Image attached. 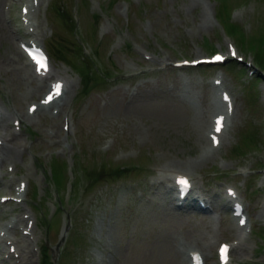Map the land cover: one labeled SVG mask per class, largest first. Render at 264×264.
Masks as SVG:
<instances>
[{"label": "rangeland", "instance_id": "374dc122", "mask_svg": "<svg viewBox=\"0 0 264 264\" xmlns=\"http://www.w3.org/2000/svg\"><path fill=\"white\" fill-rule=\"evenodd\" d=\"M228 2L234 6L239 0ZM3 3L8 5V0L0 3L2 20ZM67 6L69 15L76 19L86 61L95 60L108 80L105 84L97 79L82 80L72 65L53 52L55 71L74 79L65 96V108L75 117L71 148L60 151L59 139L50 138L48 133L51 123L62 125L63 116L55 119L46 112L25 123L19 141H25L28 148L15 162L19 171L29 173V199L22 208L34 207V233L40 243L49 245L60 264H185V252L177 244L203 241L213 233L223 239L237 238V221L232 217L231 203L225 202L226 188L233 183L252 214L254 230L241 243L242 252L234 251L232 264H264V66H255L259 64L255 59L257 45L248 50L239 36L233 37L239 53L254 63L242 61L232 66L227 62L223 66L226 85L237 105L233 125L225 130L223 147L206 160L198 155L202 150L199 125L209 118L218 68L164 66L146 60L138 50L149 47L172 62L182 56L208 55V36L213 34L216 48L227 51L228 38L220 23L207 30L198 26L202 16L199 0H67ZM216 6L220 9L218 3ZM240 9L241 14L234 19L243 25L245 34H254L263 22L264 0H252ZM46 15L39 36L47 48L53 49L55 43L76 51L72 31L50 7ZM9 17L13 23H21L19 8L12 7ZM4 21V26L0 25V99L8 108L26 109L32 99L29 90L37 83L21 66L22 56L14 63L5 59L10 41L15 42L10 25ZM238 65L246 68L241 77ZM255 76L261 77L256 89ZM250 133L258 135L256 149L243 155L242 148L247 151L250 146ZM32 152L43 157L37 160ZM186 159L196 165L188 172L194 176L197 189L222 212V221L211 220L208 211L178 208L177 197L155 173L159 164H180ZM107 160L115 166H139L130 174L104 177L92 189L84 190L82 168ZM53 162L60 167L57 180L67 177L68 184L61 190L51 176ZM36 189L38 202L31 199ZM5 190L1 188L0 193ZM62 209L63 228L67 224L69 230L55 246ZM46 219H51V226ZM67 248L71 252L63 259L60 255ZM28 251L26 247V256ZM209 251L208 264H218L212 255L215 247Z\"/></svg>", "mask_w": 264, "mask_h": 264}, {"label": "bare ground", "instance_id": "6f19581e", "mask_svg": "<svg viewBox=\"0 0 264 264\" xmlns=\"http://www.w3.org/2000/svg\"><path fill=\"white\" fill-rule=\"evenodd\" d=\"M2 1L3 0H0V3ZM1 20H2V18L0 17V25L4 26V22H5L4 20L5 19L2 20V21ZM10 42L12 44H10L11 46L8 47L7 52L4 54V56H5V59L8 62L14 63L23 54V51L18 45L13 44L12 41H10ZM41 87H42V82L40 81L39 84L34 89L39 90ZM217 103L219 105V103H220L219 99L217 100ZM217 103H216V107H217ZM216 109L217 108H215V110ZM38 110H36V113H35L34 116L37 115ZM202 111L204 112V107H203ZM15 116L20 118V119L30 118L31 117V116H29L28 112H24V111H20V113H15ZM208 122H210V118H209ZM205 123H206V120H203L202 123L199 125V128H200V126L203 127V124H205ZM8 125H9V127H8ZM4 126L7 128V130L4 133H2L3 139H4L5 143H9V144L8 145L7 144H2L0 146L2 148V153L5 156H7L8 158H12V159L16 160V159H18V156L22 155V153H20L16 147H12L11 148V145H14V144L18 143V141H16V139L18 138V133H16L15 130H12L11 124L8 122V115L5 116ZM6 128H4V129H6ZM201 131L203 132V136L205 137L204 141H207L208 137L205 135L206 133L203 130H201ZM21 145L19 146V148L22 151ZM4 161H5V158H3L2 162H4ZM166 167L167 168L160 167L159 173L166 176L167 175V171H169V173H171V174L176 173L177 171H179V172H187V171H190L191 169H195L196 165L194 163H191V162L187 161V160H184L180 164L179 163L177 164V162H174V161H170V162L167 163ZM0 183H1V179H0ZM12 185L13 184H11L10 187H12ZM6 187H9V185H6ZM21 195H24V194L22 193ZM19 220L20 219L16 220L15 225H17ZM24 220H26V219L24 218ZM29 220H30V218L28 219V221Z\"/></svg>", "mask_w": 264, "mask_h": 264}, {"label": "trees", "instance_id": "16d2710c", "mask_svg": "<svg viewBox=\"0 0 264 264\" xmlns=\"http://www.w3.org/2000/svg\"><path fill=\"white\" fill-rule=\"evenodd\" d=\"M65 4H61L60 5V7H59V12H64V10H65ZM263 34V33H262ZM260 38V41H261V43H264V36L262 37V35H261V37H259ZM261 60H262V62L264 63V57H261ZM253 137V136H252ZM103 172H105V173H109L108 171L106 172V170L105 171H101L100 172V174H102Z\"/></svg>", "mask_w": 264, "mask_h": 264}, {"label": "snow or ice", "instance_id": "6c2138e0", "mask_svg": "<svg viewBox=\"0 0 264 264\" xmlns=\"http://www.w3.org/2000/svg\"><path fill=\"white\" fill-rule=\"evenodd\" d=\"M217 58L218 59H220V58H222L219 54H217ZM59 85H57V87H58ZM225 248L227 247L226 245L224 246Z\"/></svg>", "mask_w": 264, "mask_h": 264}]
</instances>
